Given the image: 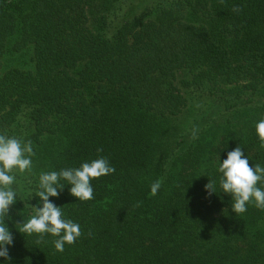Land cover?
Segmentation results:
<instances>
[{"label":"trees","instance_id":"16d2710c","mask_svg":"<svg viewBox=\"0 0 264 264\" xmlns=\"http://www.w3.org/2000/svg\"><path fill=\"white\" fill-rule=\"evenodd\" d=\"M261 119L264 0H0V134L35 152L14 172L0 264H264V210L237 216L218 171L238 145L264 167ZM100 157L115 172L93 199L64 180L49 197L80 225L74 244L18 230L41 173Z\"/></svg>","mask_w":264,"mask_h":264},{"label":"clouds","instance_id":"9594fccd","mask_svg":"<svg viewBox=\"0 0 264 264\" xmlns=\"http://www.w3.org/2000/svg\"><path fill=\"white\" fill-rule=\"evenodd\" d=\"M223 3V0H221ZM232 11H242L240 5H234ZM199 129L193 127L191 139H196ZM256 133L259 138V146L264 149V119L256 124ZM101 152L102 149H97ZM35 155L32 142L23 141L21 138L9 137L0 134V257L10 260L8 248L13 244L14 237L5 224L10 206L16 201V192L12 185L15 183L14 172L23 174L30 172L32 157ZM218 171L222 175L219 179L220 187L224 193L232 197V210L237 216L247 211V205L253 204L257 209L264 210V188L258 186L264 184V167L255 164L249 165V160L244 156L241 147L227 153V158L219 164ZM115 172L105 157H100L91 162H84L79 168L62 169L59 172H43L39 176V191L36 193L42 202V207L33 206L35 214L26 222L19 223L18 229L27 235L36 234V244L44 242V235L51 234L58 237L54 240L57 252H63L65 244L72 245L82 235L80 225L71 219H64L61 207L56 206L49 197H58L67 181L70 184V194L80 201L93 199V187L91 181ZM161 187V181L156 180L151 184L150 194L155 196ZM205 189L211 194L215 192V182L209 180ZM60 190V191H58ZM139 206V204L137 205Z\"/></svg>","mask_w":264,"mask_h":264}]
</instances>
